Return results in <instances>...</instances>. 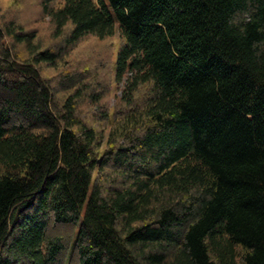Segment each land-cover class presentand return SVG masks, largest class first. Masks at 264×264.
<instances>
[{"label":"trees","instance_id":"16d2710c","mask_svg":"<svg viewBox=\"0 0 264 264\" xmlns=\"http://www.w3.org/2000/svg\"><path fill=\"white\" fill-rule=\"evenodd\" d=\"M36 6L0 7V264H264V0Z\"/></svg>","mask_w":264,"mask_h":264},{"label":"rangeland","instance_id":"374dc122","mask_svg":"<svg viewBox=\"0 0 264 264\" xmlns=\"http://www.w3.org/2000/svg\"><path fill=\"white\" fill-rule=\"evenodd\" d=\"M36 1L37 0H0V7L2 11L6 14L8 13H16L18 10H25L29 13L30 9H35L33 14H37L38 8L36 6ZM22 7V8H21ZM37 9V10H36ZM32 18V19H31ZM30 18V24L31 26L35 27L38 29L39 35L43 41V44L45 47L50 46L51 44L54 43V38H53V33L50 31V23L49 20L46 18H38L35 16H32ZM94 42L92 39H88L85 44H83V48L81 50L79 49L75 54H73V59L77 60L75 62L72 58L69 59V61H72L76 65H79V63L82 61L83 54L86 49L89 47L90 44ZM115 43V55L117 54L118 48H119V38L118 36L115 37L114 40ZM48 74H55L54 71H50ZM116 94V89L113 88V93L112 95L115 96Z\"/></svg>","mask_w":264,"mask_h":264}]
</instances>
